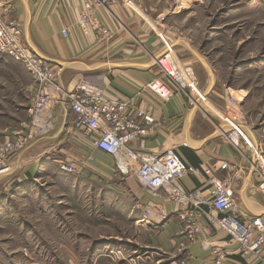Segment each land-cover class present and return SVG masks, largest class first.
<instances>
[{
	"label": "crops",
	"instance_id": "crops-1",
	"mask_svg": "<svg viewBox=\"0 0 264 264\" xmlns=\"http://www.w3.org/2000/svg\"><path fill=\"white\" fill-rule=\"evenodd\" d=\"M13 1L14 14L21 23L24 42L59 69V80L64 86L83 78L100 85L112 96L133 99L137 110L135 119L145 131L129 141L130 148L137 151L162 152L169 149L167 146L170 145L195 168L194 172L188 173L182 179V184L187 190L206 189L214 178L227 180L232 185L234 205L238 214L264 217V192L257 186L258 175L247 158L241 156L217 129V124H221L227 115L226 109L217 107L224 117H215V114L210 112L213 109L208 98L202 105L204 112L192 106L181 92H176L170 100H163L145 87L160 73L150 53L159 55L170 48L173 55V48L170 44L166 47V41H176L178 38L177 28L173 24L175 20L167 22L163 16L166 14V0H114L110 7H99L96 15L101 22L117 24L115 35L109 40H99L97 32L90 26L84 29L77 25L82 10L80 0ZM163 19L166 26L163 33H160L154 25L162 30L160 26ZM63 28L70 29L69 37L63 36ZM181 47L179 50L188 48L184 44ZM181 70L184 71L182 68ZM187 71L191 72V67H188ZM2 87L0 94L5 97L4 92L6 93L7 89L3 84ZM3 109L1 102L0 120L5 115L19 114H11ZM59 111L60 108L56 114L55 129L13 159V164L20 161L19 165L22 167L26 158L36 155V147H45L48 144L45 153L37 159L33 158L30 162L33 165L23 170L25 177L27 173H33L37 160L47 153L61 149L63 155L59 158L77 160L84 155L82 145H90V138L86 135L66 133L65 126L70 124L72 114L64 117ZM138 111L143 115H138ZM145 115L152 117L153 121L146 123ZM26 121L21 120L18 126H15L14 122L4 126L0 121V132L4 133V138L0 141L16 131H21ZM25 155L26 158L23 157ZM95 156L96 161L90 165L94 176L106 183L120 176L123 179L122 185H108L102 195H116V205L120 210L126 212L129 219L136 216L138 233L135 242L141 249L152 250L149 259L156 254L159 257H156L157 264H216L211 249H204L199 240L187 242V222L182 220L178 213L180 209H185L186 205H177L163 192L162 198L157 201L166 207L168 218L159 226L139 224L138 214L151 197L134 174L123 175L117 171L110 154L97 150ZM225 162L228 163L227 167L218 171ZM85 169L74 174L85 176ZM205 209L209 211L211 208L205 206ZM203 225L205 230L201 233L202 238H209L219 245L230 247L227 258L221 264H264V258L255 255L243 256L238 244L229 245V237L224 232L216 231L206 221ZM182 242L186 243V247L183 253H180L177 248Z\"/></svg>",
	"mask_w": 264,
	"mask_h": 264
},
{
	"label": "rangeland",
	"instance_id": "rangeland-1",
	"mask_svg": "<svg viewBox=\"0 0 264 264\" xmlns=\"http://www.w3.org/2000/svg\"><path fill=\"white\" fill-rule=\"evenodd\" d=\"M166 1L164 19L175 20L178 31L176 41L167 40L173 56L184 71L192 68L215 117L222 116L217 107L226 109L228 93L239 98L245 133L261 144L264 158V0ZM164 19L162 30L153 24L160 33ZM182 44L188 48L179 50ZM2 84L7 89L5 97L0 94L3 111L19 114L5 115L1 124L18 126L28 120L33 78L0 50V91ZM46 147H36L31 158L23 156L22 167L11 161L0 170V264H157L159 257L149 259L152 250L135 242L136 216L129 219L120 210L116 195H102L108 185H122L121 176L102 182L94 176L93 162L85 164V176L63 172L56 161L61 149L42 156L33 173L24 176ZM141 214L139 224L146 221ZM178 247L183 253L185 246Z\"/></svg>",
	"mask_w": 264,
	"mask_h": 264
},
{
	"label": "built area",
	"instance_id": "built-area-1",
	"mask_svg": "<svg viewBox=\"0 0 264 264\" xmlns=\"http://www.w3.org/2000/svg\"><path fill=\"white\" fill-rule=\"evenodd\" d=\"M80 1L82 10L77 25L84 29L86 26L92 27L99 40L111 39L117 24L101 22L96 10L99 7H110L114 0ZM14 9L13 0H0V50L21 62L31 73L33 95L28 106V120L23 123L24 128L0 141V170L8 168L19 153L55 129L56 114L60 108L61 116L72 114L70 124L65 126L66 133H78L90 138V145H82L84 155L77 160L66 157L56 159L63 172L80 173L86 168L85 164L96 161L95 151H105L112 156L117 171L123 175L134 174L151 197L141 214L148 220L141 224L157 225L168 218L166 207L157 201L165 192L169 200L179 206H187L178 213L187 222L185 232L188 242L199 240L204 249H211L216 264H221L227 258L230 247L202 238L204 221L216 231L224 232L229 237V245L238 244L243 256L264 258V217L238 214L230 182L214 178L206 189L187 190L182 179L194 172L195 168L176 149L147 152L130 148L129 141L145 131L135 119L137 110L133 99L112 96L100 85L83 78L73 86H64L59 80V69L24 42L21 23L12 19ZM62 34L69 37L70 29L63 28ZM168 44L166 42V47ZM170 51L159 55L150 53L160 73L145 87L163 100H170L176 92H181L192 106L205 112L202 105L208 98L207 92L199 86L193 70L182 72L183 67ZM227 98V115L221 124H217V129L241 156L247 158L259 177L260 187L264 188L263 148L261 144H253L245 133V126L242 125L244 122H241L242 116L237 108L239 98L232 93H228ZM138 115L143 113L138 111ZM144 118L146 123L153 121L149 115ZM227 165L225 162L218 171H223ZM205 206L214 212L211 209L207 211ZM181 244L186 247V243Z\"/></svg>",
	"mask_w": 264,
	"mask_h": 264
},
{
	"label": "bare ground",
	"instance_id": "bare-ground-1",
	"mask_svg": "<svg viewBox=\"0 0 264 264\" xmlns=\"http://www.w3.org/2000/svg\"><path fill=\"white\" fill-rule=\"evenodd\" d=\"M81 65V64H80ZM75 82V81H74ZM71 86H73V84H71ZM140 218V217H139ZM146 220H148V219H146Z\"/></svg>",
	"mask_w": 264,
	"mask_h": 264
}]
</instances>
